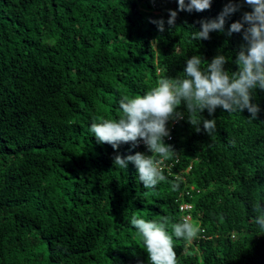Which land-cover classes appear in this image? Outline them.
I'll use <instances>...</instances> for the list:
<instances>
[{"label":"trees","instance_id":"obj_1","mask_svg":"<svg viewBox=\"0 0 264 264\" xmlns=\"http://www.w3.org/2000/svg\"><path fill=\"white\" fill-rule=\"evenodd\" d=\"M226 3L178 12L169 28L176 0H0V264H150L131 219L167 217L172 234L179 204L191 206L200 229L192 241L173 235L179 264H264L255 223V206H264V91L253 94L254 121L247 110L201 113L216 120L210 137L187 122L182 104L185 119L170 121L164 139L178 153L164 159L167 179L154 190L113 157L163 158L143 143L114 151L89 131L122 117V97L145 94L163 76L183 79L194 54L209 62L226 55L225 69L236 71L240 33L190 36L189 26L199 30L195 22ZM245 11L227 19L225 32ZM159 19L163 32L150 22Z\"/></svg>","mask_w":264,"mask_h":264},{"label":"clouds","instance_id":"obj_2","mask_svg":"<svg viewBox=\"0 0 264 264\" xmlns=\"http://www.w3.org/2000/svg\"><path fill=\"white\" fill-rule=\"evenodd\" d=\"M177 10H168L167 24L175 27L178 12L199 13L211 8L212 0H176ZM247 5L251 11L242 13L240 20L233 22L225 32L227 19ZM158 31L163 32L164 20H151ZM199 30L193 28L191 40H208L212 32L224 33L231 37L233 33L242 35V43L235 60L237 67L232 72L225 69L229 57L218 53L211 61L201 55H192L186 60L184 78L161 77L156 86L143 95L125 96L119 101L122 117L118 120L103 119L92 122L89 131L97 143L108 144L117 150L122 144L137 147L143 143L148 152L155 153L163 159L136 152L134 155L116 154L113 164L127 169L131 163L137 170L138 179L143 188L154 190L157 184L167 178L163 174L164 159L176 157L178 151L164 139L170 140V121L185 119V112L177 109L183 104L189 114L187 122L199 133L201 125L209 137L216 133V120L205 119L201 113L205 110L212 116L217 108L227 112L240 113L244 110L250 114L249 120L258 117L260 108L252 103L256 89L264 91V0H228L222 11L214 19H201ZM156 42L155 40L151 42ZM204 65V67H201ZM166 141H169L167 140ZM173 191L178 184H173ZM178 212L182 222L172 225V234L168 231L167 217L159 220H146L133 216L131 224L142 237L143 245L150 264H179L174 250L173 235L192 241L197 238L199 227L191 221L189 204H179ZM255 210L259 215L255 223L264 230V206L257 204Z\"/></svg>","mask_w":264,"mask_h":264},{"label":"built area","instance_id":"obj_3","mask_svg":"<svg viewBox=\"0 0 264 264\" xmlns=\"http://www.w3.org/2000/svg\"><path fill=\"white\" fill-rule=\"evenodd\" d=\"M167 140H169V138H167Z\"/></svg>","mask_w":264,"mask_h":264}]
</instances>
